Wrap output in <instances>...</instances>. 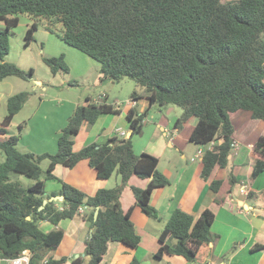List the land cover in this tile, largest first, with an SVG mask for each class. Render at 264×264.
Here are the masks:
<instances>
[{
    "label": "trees",
    "instance_id": "1",
    "mask_svg": "<svg viewBox=\"0 0 264 264\" xmlns=\"http://www.w3.org/2000/svg\"><path fill=\"white\" fill-rule=\"evenodd\" d=\"M21 13L33 18L25 31V46L37 28L35 19H45L51 32L56 31L54 24H60L58 37L99 63L101 81L129 77L139 87V92L131 93V99L138 100L143 90L149 104L142 111L135 106L127 110L131 129L127 138L113 135L74 151V136L83 122L91 126L102 114L121 113L113 104L87 98L86 104L77 105L68 117L57 138L56 152L35 154L17 149L19 133L8 135V126L27 93L21 91L7 98V112L0 121V151L4 156L0 162L1 259L17 258L28 251L27 264H63L67 257L55 258L50 253L63 237L59 223L79 215L80 207L91 229L84 248L87 264H100L109 242L138 247L140 236L130 217L132 208L124 211L121 207L123 187L131 176L147 180L144 187L131 185L130 189L135 206L144 215L158 219L150 196L154 189L169 183L158 170L155 155L133 150L132 137L141 133L151 105L180 107L182 113L174 127L194 117L189 140L202 146L214 142L201 156L203 179L215 167L227 166L233 147L231 113L244 110L264 121V0H0V21L4 25L0 28V80L33 76L32 68L23 70L4 59L8 34ZM43 62L52 74L67 71L63 54L44 57ZM253 150L258 158L251 178L264 172V135L258 136ZM44 159L48 164L43 170L39 164ZM80 160H87L98 179L106 180L116 171L120 181L89 194L54 175L56 165L72 168ZM18 175L32 181L24 183ZM48 179L61 183L49 194L45 190ZM228 180L231 184L239 181L231 173ZM221 183V179H211L209 187L216 192ZM53 195L63 198L49 201L40 209L43 199ZM257 197L255 208L261 211L264 192ZM213 220L214 213L208 208L195 218L176 207L160 231L159 247L153 256L181 255L189 263L206 264L213 242ZM42 221L53 228L43 230ZM170 236L176 239L174 244L166 241ZM263 246L256 244L253 249ZM82 262L81 257L71 259V264ZM129 264L140 262L133 257Z\"/></svg>",
    "mask_w": 264,
    "mask_h": 264
},
{
    "label": "crops",
    "instance_id": "2",
    "mask_svg": "<svg viewBox=\"0 0 264 264\" xmlns=\"http://www.w3.org/2000/svg\"><path fill=\"white\" fill-rule=\"evenodd\" d=\"M100 76L99 72L98 78ZM139 101V99L136 101L131 99L126 102L124 107L118 106L121 113L115 114V117L111 119L109 118L110 113H105L99 116L91 126H88L87 122H83L79 132L74 136L73 150L76 151L90 142H103L113 135L127 137L129 133L131 134V129L126 119V112L130 107L139 104ZM94 102L101 103V101ZM144 106L145 102L139 111H142ZM172 109L171 107L168 111L170 112ZM239 111L230 114L234 131L233 147L227 157V166L224 168L215 167L207 179L201 177V156L203 151L211 147L214 142L202 146L189 140V135L196 122L194 117H190V121L188 120L189 122L183 125L187 126L184 131L174 127L176 119L173 123L167 121L155 124L156 127L151 142L147 144L148 147L137 143L145 140L144 135L147 127L143 126L141 138L132 141L133 150L137 154L147 152L155 155L158 158L157 167L163 164V168L159 171L169 180L166 186L154 189L150 196V203L158 211L159 218L153 219L144 215L137 208L138 206H135L132 193L133 199L123 206L121 194L122 209L126 211L128 208H132L130 217L140 236V242L137 248L119 242H109L100 264H129L133 257H136L140 264H199L189 263L181 255L163 253L160 258L153 257L159 247L160 231L176 207L192 214L195 218L206 208L214 213L211 225L213 242L206 264H264V246L253 249L256 244L264 245V209L260 211L255 208V203L258 201L257 195L264 192V172L251 178V171L258 158L253 150V144L262 134L253 135L249 130L250 137L247 136L245 141H242L244 139L242 137L241 142L238 143L232 115H237ZM247 113V120H240L245 119L244 116L238 119V122L240 120L238 129L240 133L242 132L241 135L245 133L243 130H246L245 128L252 118L250 113ZM152 126L151 124L149 126L151 130ZM122 132H124L123 135L120 134ZM81 133H83L82 139H79L78 136ZM77 140L80 141L76 143ZM74 146H78V149H74ZM53 173L57 178L89 194H94L100 187L110 188L120 181V176L116 171L106 180L98 179L95 170L88 165L87 160H80L72 168L56 165ZM229 173L239 181L231 184L228 180ZM135 178L136 176L130 177L128 181L130 186L144 187L146 185L147 180L137 177V179L143 180L141 185L133 182ZM211 179H221L222 181L216 192L209 187ZM216 199L220 201L218 202ZM83 213L59 223L63 230V237L50 254L55 258L67 257V261L63 264H71V259L76 257H81L82 264H87L88 257L84 254V248L85 240L91 229L88 222L82 217ZM40 227L48 231L53 228V225L42 221ZM166 241L169 244H174L176 239L170 236ZM23 255L29 258L30 254L25 251Z\"/></svg>",
    "mask_w": 264,
    "mask_h": 264
},
{
    "label": "rangeland",
    "instance_id": "3",
    "mask_svg": "<svg viewBox=\"0 0 264 264\" xmlns=\"http://www.w3.org/2000/svg\"><path fill=\"white\" fill-rule=\"evenodd\" d=\"M18 16V24L8 34V53L4 59L23 70L32 68L34 72L31 79L25 80L16 76H8L0 80V121L7 112V98L21 91L26 92L27 96L22 108L14 115L8 126V135L20 134V139L16 145L19 151L53 154L57 150V137L61 130L66 127L68 117L77 105L86 104L88 98L91 102L101 101V103L106 102L113 104V106L124 107L126 102L131 100V93L134 90L139 92V87H136L134 80L129 77H123L119 81L108 79L101 81L98 78L99 63L78 49L66 44L58 37L57 33L61 29L60 24H54L56 31L51 32L47 28L45 19H35L37 28L33 31V38L25 46V31L32 23L33 18L25 13ZM3 26L0 21V28H3ZM60 54L64 56L67 71L60 70L56 74H52L49 67L43 62V58ZM140 93H142L139 98L140 103L135 106L137 110H140L144 102V109L148 107V100L144 91L140 90ZM171 107L173 109L169 112L168 110ZM181 113L182 109L178 106L151 105L147 115L143 118V126L147 127L144 135L145 140L137 143L147 146L148 142L150 143L152 140L155 124L166 123L167 121L173 123ZM247 115L248 113L244 110H240L237 115H232L238 143L241 142L242 137H244L242 141H245L247 136L250 137L249 130L252 131L253 135L258 133L264 135V121L255 118L249 120L250 123L246 126V130H243L245 133L243 132L244 134L241 135L242 132L240 133L238 129L239 123L240 120H247ZM243 116L245 119H240ZM113 117H115V114L109 115L110 119ZM189 118L180 125L179 129L181 131L187 129V126L183 125L190 121ZM238 119H240L239 122ZM150 124L153 125L152 130L149 127ZM19 125H22L21 130H19ZM142 134L143 129L140 134L133 135L132 141L139 140ZM82 135L83 133L78 138L82 139ZM79 141L77 140L76 143ZM77 147L74 146V149H78ZM3 160L4 156L0 151V162ZM47 164L48 160L44 159L39 165L44 170ZM157 168L161 170L163 164H160ZM18 176L24 183L32 181L22 175ZM133 182L143 184V180L137 179V177L133 179ZM60 185L58 179L45 180L48 194L52 190L58 189ZM131 193L130 183L127 182L122 190L123 206L133 199Z\"/></svg>",
    "mask_w": 264,
    "mask_h": 264
},
{
    "label": "built area",
    "instance_id": "4",
    "mask_svg": "<svg viewBox=\"0 0 264 264\" xmlns=\"http://www.w3.org/2000/svg\"><path fill=\"white\" fill-rule=\"evenodd\" d=\"M120 134H124V132L120 133ZM201 152V151H200ZM78 212L79 213H82L83 212V208H79L78 209ZM27 261H28V257L27 256H20V257H17V258H13V259H1L0 258V262H2L3 264H27Z\"/></svg>",
    "mask_w": 264,
    "mask_h": 264
},
{
    "label": "water",
    "instance_id": "5",
    "mask_svg": "<svg viewBox=\"0 0 264 264\" xmlns=\"http://www.w3.org/2000/svg\"><path fill=\"white\" fill-rule=\"evenodd\" d=\"M129 135H130V133H129ZM129 135H127V137L129 136ZM127 137H125V138H127ZM62 196L61 195H53V196H50V197H48V198H46V199H43V201H42V205L39 207L40 209L47 203V202H49V201H52V200H62ZM97 213H98V208H96V210H95V212H94V219L96 218V216H97Z\"/></svg>",
    "mask_w": 264,
    "mask_h": 264
}]
</instances>
